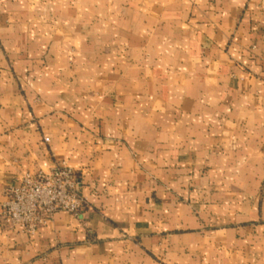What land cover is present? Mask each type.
<instances>
[{
	"label": "crops",
	"instance_id": "obj_1",
	"mask_svg": "<svg viewBox=\"0 0 264 264\" xmlns=\"http://www.w3.org/2000/svg\"><path fill=\"white\" fill-rule=\"evenodd\" d=\"M61 161L0 264H264V0H0V212Z\"/></svg>",
	"mask_w": 264,
	"mask_h": 264
},
{
	"label": "built area",
	"instance_id": "obj_2",
	"mask_svg": "<svg viewBox=\"0 0 264 264\" xmlns=\"http://www.w3.org/2000/svg\"><path fill=\"white\" fill-rule=\"evenodd\" d=\"M4 196L0 221L28 234H35L55 212L80 215L88 204L76 171L66 161L24 174L19 182L5 188Z\"/></svg>",
	"mask_w": 264,
	"mask_h": 264
}]
</instances>
